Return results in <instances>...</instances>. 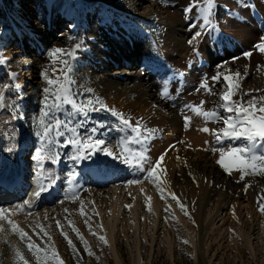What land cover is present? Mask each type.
Listing matches in <instances>:
<instances>
[{
    "label": "rangeland",
    "instance_id": "374dc122",
    "mask_svg": "<svg viewBox=\"0 0 264 264\" xmlns=\"http://www.w3.org/2000/svg\"><path fill=\"white\" fill-rule=\"evenodd\" d=\"M78 1L73 15L74 23L75 20L80 22L83 17H86V15L88 16L90 23L89 28L78 34V37H84L86 40L90 36L92 27V31L94 32L95 30L94 27L101 16L99 13L107 15L108 12L100 4H91V7H89L88 5H90V3L84 0ZM185 1L186 0H155L159 10L153 14L149 22H143L155 35L160 47L169 52L172 56L174 55L173 58L170 59L175 67L178 68L177 70L184 73L183 80L180 79L179 82L175 84V89L173 90V92H175L176 89H181L179 96H176L174 100L168 101L182 117L180 118V122L176 125L178 132L175 134L176 137L174 136L176 143L175 148L179 149V167L174 170L170 169L169 171H164V174L159 171L163 169V167L158 169L161 188H163L166 193L165 199L160 198V192L157 190L155 184L151 181H144V183H142L143 185H141H145V189L153 190L154 196L150 195L148 191L142 193L144 198H141L139 202L140 206L136 214L138 218L132 219L134 216H132L130 209L126 208L125 205L132 204V207H135L136 203L134 200L132 201V199H130V195L132 193H137V187H140V184L130 186L127 184V180L141 178L140 174L134 173L131 170L127 172L107 170L109 171V177L105 180L102 179L103 184L99 187L97 184L102 182V180L96 181L89 175L81 173L82 168L91 164L90 161H84L79 165H73L66 158H62L59 163L61 185L58 190L59 195L56 196L55 202L50 205L43 203L42 207L39 209L33 208L31 211L38 214L35 219H38L39 222L45 226V231L51 235L65 264H75V258L71 253V249L67 246V242L61 235V229L55 226V220L57 219L61 221L63 231L69 233L70 238L73 239L77 248L80 249V254L82 256L81 264H264V214H261L258 210V201H261V198L264 197V176H246L245 180L241 181L235 171H233L231 175L226 173L217 163L219 154L205 150L209 148L210 145H215V140L208 133L200 131V129L205 126L214 128L219 127L220 124L215 122L206 123L202 117L196 116L190 111H185L183 114L181 113V108L185 103L199 104L200 100H204L206 101L204 104L205 109H210L214 106L218 99L216 96L206 93L203 89L199 92H196L194 89L198 86L200 78L204 74L211 76L216 70V66L223 63L225 60L230 62L231 67L238 68L241 71L244 70L245 65H248V76L241 81L244 90L250 88H264V75H262L261 70H258V66L264 65V55L253 52L250 59L241 57L240 60L232 63V57L234 55H241L243 50H252V46L257 42L259 33L254 34L253 31H256L249 26L246 27L251 34L244 31L246 27H244L240 21L248 19V16L245 14L246 9L243 10L242 7H238L237 0H222L221 4L228 6V2L231 3L228 8L232 6L235 10L241 12L242 15L237 17V19L228 18L225 21V10L223 8L219 10L217 15L220 18L222 30L224 34H226V38L217 39V42L218 45L224 42L222 44L226 47V51L223 56L216 58L218 52L212 50L211 47L212 43H214L213 39L208 37L203 38L199 47L203 53V59L209 60V65L197 66L200 59L193 55L191 48L186 43L193 30L188 27V20L182 12V8L186 4ZM47 2L54 3V0H0V51H3L8 57L12 55V59H19L22 56L27 58V62L24 63L25 70L21 72L25 77V116L27 118L16 120V122H13L12 125L10 124V128H8L9 131L13 132L15 130L24 137V140H27L26 143L28 144L25 148L24 158L25 167H27L26 178L29 182V186L26 187L25 184V192L22 190L24 199L27 198L26 193L31 192L35 183L33 172L35 162L31 161L30 155L35 151L33 147L35 138L30 131V116L33 114V110L37 109L36 90L39 89L43 83L39 77V70L47 63L44 50L53 45L65 46L62 43H57L54 38L50 39L49 26L46 24L44 18L46 12L44 6L41 5ZM37 5L39 9L36 11L32 10V8L37 7ZM99 6L103 9L100 12L97 11L99 10ZM165 10L168 12L165 13ZM178 11H180L181 16ZM77 13L80 14L79 19L75 17ZM182 20H185V22L183 23ZM58 23L59 29H53L56 34L60 33V28L63 30L67 29L65 28L67 25L66 23L63 21ZM240 27H242L243 30L242 28L240 29ZM173 30L175 33L177 32L176 34H182L183 31H185L187 37V39H185V44L179 43L175 41V39L171 40L169 34H171ZM53 31L52 33H54ZM243 32L247 33V37ZM168 38L170 41L167 40ZM253 39L255 41H253ZM230 45L235 47L233 52L231 51L232 49L229 50V48H227ZM138 57V59H140L142 54L139 53ZM190 59L192 60V65L189 67L187 62ZM123 64L124 63H121V66L116 65L115 67L122 69ZM89 66L90 63L88 61L78 57L77 67L79 70L77 72V78L80 84L92 87L109 106L115 107L126 115H128L127 113H131L129 115L133 118L138 116V113L133 114L132 112L133 105L136 102V94L132 93L131 90L132 84L137 82L121 80L123 84L119 85L118 88L126 93V96H122L114 90V85L112 86L111 83H109L111 78H109L108 75L103 76V79L101 74H94L90 71ZM113 68L114 67L111 66V70H113ZM8 70L18 71L16 65L12 62L9 64ZM4 76L5 69L0 68V78ZM108 86L110 90H107L106 87ZM220 87L222 86H215L213 90L218 91ZM257 94L256 92L252 93V95ZM245 99H247V97H245ZM154 109L156 110V106ZM221 114L227 115V113L223 112ZM93 115L106 119L111 124V128L102 134V138L109 144H114L118 138V133L115 130V118L111 117L108 113ZM183 115L192 117L187 127H185L184 122H182ZM8 116H10L11 121L12 113L10 110H8ZM147 116L152 120L156 114L149 113ZM133 120L135 121V119ZM146 122L144 123H146L148 127L161 130L157 132L148 144L150 155L155 159L159 154L154 152L156 146L154 142L157 140L162 143L165 131L161 126V120L156 123H152L150 120ZM169 124H171V122ZM11 132L9 133L10 135ZM205 141L209 143L205 144ZM224 143L226 147L241 146L244 141L233 140L230 142L225 141ZM47 166L55 168V166L52 165ZM73 167L84 177V183H82L81 186L76 185V183L75 188L79 191L81 199L85 201L84 211L87 213L88 217H91L89 223L93 225L95 231H99L98 225L100 223L103 224L104 234H106V238L109 240L110 247L103 245L90 233L87 225L84 223L86 217L80 215L79 202L65 200L64 204L60 203V200L64 199L65 193L69 191L66 182V174ZM189 173H191V175H189ZM193 177H195V180ZM225 177H227L228 182L232 181V184H237L241 189H238V191L234 193L231 192V190L228 189V184L225 185L221 180ZM109 178L111 181H109ZM246 184L250 185V187H247L245 191ZM118 187L122 188L123 192H126L125 198L127 200L125 203L123 202L124 204L122 203L121 209L118 210L117 218H114L112 214L107 213H110V208L114 206L112 202V204H110V192H112V188ZM220 191L222 195L218 196ZM169 192L175 193L181 202L187 206L191 218L195 220V224L192 223V219L183 214L178 205L172 201L171 197L167 196ZM223 193H227L232 199L229 203L223 205L224 208L221 207L222 211H220L221 213L218 215L216 211L221 205L220 200L223 198ZM146 195L154 197L161 203L160 212L156 210L152 201L150 202L152 212L148 211ZM37 201L38 200L35 202ZM93 201L95 202L94 205L91 203ZM35 202L34 205L36 204ZM16 204H18V202L13 203V205ZM168 204H171V210L170 212H165V208ZM93 206L99 212V216H96L92 212ZM65 207L70 210L69 213L63 211ZM233 209L235 210V215H233ZM45 212H47V219H44ZM173 214L175 218H172ZM147 215L151 216V220L147 218ZM66 216L73 221L81 234L84 235L93 252L96 254L95 256L90 257L83 251V244L80 243L75 233L71 231L65 219ZM144 216H146V219H144ZM20 217H22L18 222L20 226L28 231L29 235H32L33 240L43 247L44 241L47 238L43 237L42 233L41 236L38 237L32 231V227L35 226L34 218L26 216L25 213ZM136 222H138L137 225ZM203 229L206 231L204 232ZM37 231H39V229H37ZM202 233L205 235L207 234L205 239H202ZM41 237H43V239ZM191 237H194L195 240L198 241V247L195 248L191 246ZM9 238L12 243L20 244L18 237L15 235H11ZM112 238L115 252L111 245L112 242H110ZM185 239L189 241L188 244L183 243ZM96 256L99 257V260L96 259ZM139 258L141 261H139ZM0 264H13L11 250L2 242H0Z\"/></svg>",
    "mask_w": 264,
    "mask_h": 264
},
{
    "label": "snow or ice",
    "instance_id": "6c2138e0",
    "mask_svg": "<svg viewBox=\"0 0 264 264\" xmlns=\"http://www.w3.org/2000/svg\"><path fill=\"white\" fill-rule=\"evenodd\" d=\"M261 2L264 3V0ZM237 5L248 10L249 14L256 10L254 0H237ZM221 8L225 10V21L228 18L235 19L242 15L241 12L218 3V0H187L182 8L183 15L188 20V27L193 30L186 43L201 63L203 62V53L199 47L201 40L205 37L213 40L224 37L220 18L217 15ZM256 14L259 15L258 12ZM260 23L264 25V17H261ZM67 39L72 41L69 47L53 45L44 50L47 63L39 70V77L43 83L36 90L37 109H34L30 116V131L35 138L33 141L35 151L30 154L31 161L35 162L34 186L30 193H26L27 198H22L19 204L10 208L0 207V242L10 248L13 264H65L51 235L45 231V226L35 219L38 214L31 211L34 208V202L39 200L42 194H50V190L59 179L56 169L47 165L57 166L62 158H66L73 165L90 161V167L99 171L127 172L131 170L140 174L141 178L127 180L128 185L151 181L160 192V198L165 199L166 196L161 188L158 175V169H161L166 153H161L153 159L148 147L149 142L161 130L148 127L142 116L134 121L132 116L109 106L92 87L81 85L77 78L78 56L87 49L88 45L84 37L69 36ZM154 43L158 42L154 41ZM253 52L264 55V33L258 35L252 50H243L241 55H234L232 63L240 60L241 57L250 59ZM10 59L18 71L8 70ZM26 62V57L12 59L0 51V68L5 69V76L0 78V110H10L12 118L16 120L27 118L25 116L26 93L19 82L20 72L25 70L24 63ZM187 65L189 67L192 65L191 59ZM258 70H261L264 75V65L258 66ZM173 76L183 78L184 73L174 72ZM247 76L248 65H245L244 70L241 71L231 67L230 62L225 60L216 66L211 76L204 74L194 89L196 92L203 89L206 93L216 96L218 99L214 106L205 109L206 101L200 100L199 104L185 103L181 108L182 114L190 111L202 117L206 123L220 124L219 127L205 126L200 129L211 135L216 142L215 145H210L205 150L218 153L217 163L220 167L229 175L235 171L241 181H244L246 176H264V88L244 90L241 81ZM162 85L159 93L162 99L174 100L176 96H179L181 89L171 91L170 81L165 80ZM215 86L222 87L214 91ZM253 92L258 94L252 95ZM220 110L227 115H222ZM99 113H108L115 118L118 138L114 144H109L102 138V134L111 128V124L108 120L93 115ZM191 120V116L183 115L185 127L189 126ZM16 135L17 132L14 130L9 137L12 143L6 149L8 153H13L17 148ZM233 140H242L244 143L241 146H225V141ZM208 143L205 141V144ZM78 174L75 167L67 172L66 182L69 191L65 193L60 203L64 204L65 200L79 202L80 215L86 217L84 223L90 233L103 245L110 247L106 234H104L103 224L100 223L99 231H95L93 225L89 223L91 217H88L84 211L85 201L81 199L79 191L75 188ZM193 179L195 180V177ZM247 187L250 185H245V191ZM140 191L143 192L144 189L141 188ZM167 196L171 197L185 216L192 219L187 206L175 193L169 192ZM150 201L151 197H146L148 211L152 212ZM91 203L94 205L95 202ZM125 207L131 209L132 204H127ZM171 207V204H168L165 212H170ZM258 210L264 214V197L258 201ZM63 211L70 212L67 207ZM21 212L34 218L35 226L32 227V231L36 236L39 237L42 233L43 237L47 238L43 247L33 240L32 235H29V232L14 219V216ZM92 212L99 216L94 206ZM233 215H235L234 209ZM47 218V212H45L44 219ZM172 218H175L174 214ZM65 219L71 231L83 244V251L90 257L95 256L88 241L73 221L67 216ZM192 223L195 224L194 219ZM55 226L61 229V235L75 258V264H81L80 249L70 238L69 233L63 231L59 219L55 220ZM11 235L18 237L20 244L12 243L9 238ZM183 243L188 244L189 241L185 239ZM96 259L99 260V257L96 256Z\"/></svg>",
    "mask_w": 264,
    "mask_h": 264
},
{
    "label": "bare ground",
    "instance_id": "6f19581e",
    "mask_svg": "<svg viewBox=\"0 0 264 264\" xmlns=\"http://www.w3.org/2000/svg\"><path fill=\"white\" fill-rule=\"evenodd\" d=\"M84 1L90 3V5H88L89 7H91V4L92 5L100 4L102 5V7L104 6L103 8L106 9L108 14L103 15L102 13H100L101 16L98 22L96 23V26L94 27L95 29L94 32L92 31L93 30V27H92L90 36L86 39V43L88 47L86 50H83L78 57L90 63V66H89L90 71H92L94 74H101L102 75L101 77L103 79H104L103 76L108 75L109 78L111 79L109 80L110 82L108 80L107 81L111 83L112 86L114 85L113 88H115L114 90H116L119 95L123 96L126 94L125 92H122L118 88L119 85L123 84L121 80L123 81L129 80V81L137 82V83L134 82L131 87L132 93L136 94V100H135L136 102L133 105V109L131 108V106L130 108L132 109L133 114L138 113V116H136L133 119H136L142 116L144 117V122H146L147 120H150V122L156 123V122H160L161 120L162 122L161 126L164 128V131H165L163 135V142L160 143L157 140H156L157 143L156 141L154 142L156 144L154 148V152L158 153L159 155L161 153H166L164 161L161 164V167H163L164 170L169 171L170 169L174 170L175 168H178L179 162H180V156L178 155L179 149L175 148L176 143H175L174 136L175 134H177L176 132H178L176 125L180 122V118L182 117V115H179L177 110H175V108L168 103L169 100L162 99L159 93L162 90L163 81L165 80L170 81V90L173 91L175 89V84L179 82L180 79L181 80L183 79L173 76L174 72H181L177 70L178 68L175 67V65L172 63L170 59V58H173L174 55L172 56L169 52L162 49L159 43H154V41L158 42L155 35L143 23V22H149L153 14L159 10V7L155 3V0H84ZM218 1L220 4L222 3V0H218ZM78 2H79L78 0H54V3L47 2V3L41 4L44 6V9L46 12L44 18L46 20V24L49 26L50 39L54 38L57 43L59 42V43L64 44L65 45L64 47H69L72 43V41L68 40L67 37L69 36L78 37V34L81 31L88 29L90 25L89 18L87 15L86 17H83L80 22L75 20V23H74L73 15H74L75 8L78 5ZM185 2L187 3V0ZM254 2L256 4V10L259 13V19L255 18L252 13L249 14L248 10H245V14L248 16V19L244 21L240 19L241 20L240 22L244 27L249 26L251 27V29L254 28V30L256 31V32L253 31L254 34L255 33L261 34V33H264V25L260 23L261 17H264V3H262L261 0H254ZM230 4L231 3L228 2V6H230ZM231 8L234 9V7L232 6ZM37 9H39L38 5L37 7L32 8V10H35V11ZM166 12L168 11L165 10V13ZM178 13H180V11H178ZM180 16H181V13H180ZM61 21L67 24L65 27L67 29L63 30L62 28H60V33L56 34V32L53 31V29L58 30L59 29L58 22H61ZM182 21L183 23L185 22V20H182ZM241 28L242 27H240V29ZM52 31L54 33H52ZM244 31L247 32L248 34H251L250 31L247 29V27L244 28ZM176 33L173 30V32L169 34V36H171V40L175 39V41L185 44V39H187L185 31H183L182 34H176ZM247 33H244L245 36ZM224 37H226V34H224ZM224 37H221V38H224ZM167 40L170 41L169 38ZM213 41L214 43H212L211 47H212V50L218 52L216 58H218L219 56H223V54L226 51L225 49L226 47L222 44L224 42H221V45H218L217 39ZM253 41L255 40L253 39ZM227 48H229V50L232 49L231 50L232 52L235 49V47L231 45ZM173 52L175 53L174 50ZM139 53L142 54V57L140 59H138ZM169 54L171 57L169 56ZM9 58H13V56L11 55ZM10 63L11 62L9 61V64ZM121 63H124L122 65L123 66L122 69L115 67L116 65L121 66ZM199 65L208 66L209 60L204 58L202 63L201 62L197 63V66ZM111 66L114 67L113 68L114 71L111 70ZM24 78L25 77L20 72L19 80H20V84L23 87V90L25 89V86H26ZM105 83H106V80H105ZM109 86L106 87L107 90H110ZM155 106H156V110L154 109ZM220 111L221 113L223 112V110H220ZM149 113L150 114L155 113L156 116H154V118L151 117L153 118L151 120L148 118L149 115L147 116V114ZM127 114L129 115L131 113H127ZM10 119H11L10 116H8V110H0V184L3 186L1 190L3 191V189H5L6 186L9 187V186H16V185L19 186L20 185V188L17 190V194H14L12 191L13 199L11 201H6L5 199L3 201L0 200L1 201L0 207H8V208L14 206L13 205L14 202H18V204L21 202V199L24 198L22 195V190L25 192V189H24L25 184H26V187L29 186V182L27 181V178H26L27 177L26 176L27 167H25L26 164H25V158H24L25 148L28 145L26 143L27 140H24V137H22L19 133H17L15 137L17 148L14 150L13 153H8L6 151V149L12 143V141L9 139V137L11 136L9 134L11 131H9L8 129L10 128L9 125L10 124L12 125L13 122H16V119L12 118L11 121ZM168 122L169 123L171 122V124H169ZM59 165L55 166L56 174L59 176L57 183L50 190V194L49 193L42 194V197L37 202H35L36 204L34 205V208L39 209L40 207L43 206V203L50 205L55 202L56 196L59 195L58 190L61 185L60 184L61 174L59 170L60 169ZM90 165L91 164H88L84 168H82L81 173H85L86 175H89L90 177H92V179L96 181L97 180L101 181L102 179L105 180L109 177V171L95 170L94 168L90 167ZM159 171L162 174H164L163 173L164 171L162 170H159ZM23 179L25 180V182L22 184ZM221 180L223 181V183H225V185L228 184V189L231 190V192L233 193L235 191H238V189L239 190L241 189L239 188L240 186H238L237 184H232V181L228 182L227 177ZM83 181H84V177H82L79 174L76 178V183H77L76 185L81 186V184L84 183ZM109 181H111V179ZM101 184H103V180L102 182L98 183L97 186L100 187ZM142 185L140 184V187H137L138 191L136 194L132 193L130 195V199H132V201L134 200V202L136 203L135 207L133 206L130 209L132 216H134V218L132 217V219H136L137 217L136 214L140 206L139 202L141 201V198H144L142 193L144 191H148L150 195L154 196L153 190L145 189L144 188L145 185L144 186ZM141 188L144 189L143 192L140 191ZM110 193H111L110 199H109L110 204L113 203L112 205L114 206L113 208H110L111 212L109 211L110 213H107V214H112L114 218H117L118 210L121 209L120 208L121 205H123L125 201L127 200L125 198L126 192L125 191L123 192V189L118 187V188H112V192ZM219 195L220 196L222 195L221 191L218 193V196ZM148 196L149 195H146V197ZM133 197L135 199H133ZM231 199H232L231 196H229L227 193L225 194L223 193V198L220 200L221 205L219 206V209L217 208V211H216L218 215H220L221 213L220 211H222V208H224L223 205L225 203H229ZM151 201L154 207L156 208V210L160 212L159 210H160L161 203L158 200H156L154 197H151ZM22 214L23 212L16 214L14 216V219L17 222H19V219L22 218L20 217ZM147 218L151 220V216L147 215ZM144 219H146V216H144ZM137 223L138 222H136V225ZM203 231L205 232L206 230L203 229ZM207 231H208V228H207ZM201 235H202V239H205L207 236V234L205 235L203 233ZM110 242H112L111 245L113 248V238L111 239ZM191 246L195 248L198 247V241L195 240L194 237H191ZM139 261H141L140 258H139Z\"/></svg>",
    "mask_w": 264,
    "mask_h": 264
}]
</instances>
